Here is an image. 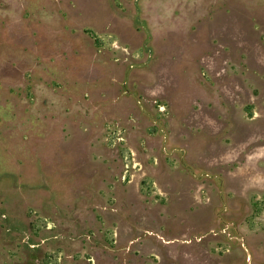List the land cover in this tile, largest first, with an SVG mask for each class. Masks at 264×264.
I'll list each match as a JSON object with an SVG mask.
<instances>
[{
  "label": "rangeland",
  "instance_id": "rangeland-1",
  "mask_svg": "<svg viewBox=\"0 0 264 264\" xmlns=\"http://www.w3.org/2000/svg\"><path fill=\"white\" fill-rule=\"evenodd\" d=\"M0 264H264V0H0Z\"/></svg>",
  "mask_w": 264,
  "mask_h": 264
},
{
  "label": "trees",
  "instance_id": "trees-1",
  "mask_svg": "<svg viewBox=\"0 0 264 264\" xmlns=\"http://www.w3.org/2000/svg\"><path fill=\"white\" fill-rule=\"evenodd\" d=\"M6 148H8V145L6 146Z\"/></svg>",
  "mask_w": 264,
  "mask_h": 264
}]
</instances>
